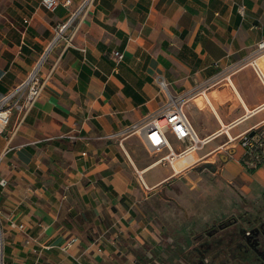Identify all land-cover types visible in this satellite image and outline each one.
<instances>
[{"label":"crops","instance_id":"crops-1","mask_svg":"<svg viewBox=\"0 0 264 264\" xmlns=\"http://www.w3.org/2000/svg\"><path fill=\"white\" fill-rule=\"evenodd\" d=\"M262 37L264 0H59L53 9L42 0H0V96L38 61L44 84L0 134L3 264H169L170 256L185 264L172 252L184 248L160 241L158 227L136 215L137 170L151 188L150 206L164 179L201 171L238 201L264 191V162L247 169L241 146L228 141L264 122L255 69L234 68L192 96L184 110L203 144L172 164L158 160L166 148L152 159L137 134H108L162 103L158 79L172 91L202 87ZM113 49L123 52L117 63ZM205 162L216 169L207 174ZM9 220L25 229H10ZM71 236L76 241L62 250Z\"/></svg>","mask_w":264,"mask_h":264},{"label":"built area","instance_id":"built-area-1","mask_svg":"<svg viewBox=\"0 0 264 264\" xmlns=\"http://www.w3.org/2000/svg\"><path fill=\"white\" fill-rule=\"evenodd\" d=\"M68 2H70V0H64L65 4ZM42 3L47 9H53L59 3V0H42ZM71 17L65 22L59 24L60 26L57 28L55 37H58L60 31L69 24ZM261 54H264V37L257 41L254 48L249 51L245 58L233 64H229L222 72L214 75L208 82L204 83L202 87H194L186 91H172L168 88L166 82L162 78L158 79L164 92V100L162 103L156 109L143 116L142 119L124 126L117 133L108 134V137L117 134H122V136L137 134L144 146L150 152H161L163 148H166L167 153L160 156L158 160L168 161L172 164L177 157L183 156L192 150L201 147L203 144V139L199 138L196 134L184 110V107L188 101L192 99V96L196 93L205 91L206 87H209L210 85L214 86V84L218 83L222 77L227 79L229 77L227 72L244 65H251L255 69L262 85H264V70L261 69L257 62ZM111 55L115 63L124 58L123 52L117 49H113ZM38 64L39 61L36 63L35 67L28 72L24 79L9 88L4 94H1L0 134L8 126L14 111H18L22 115L25 114L40 96L44 84L43 79H41L38 74ZM169 132L173 133L181 142L179 148H173L171 145L168 138ZM234 140H236L243 149L241 162L247 167V169H254L264 162V122L256 123L253 128L241 132L236 137L228 138V141ZM120 144L122 145L121 141ZM223 149L227 150L228 147L225 146ZM137 177L143 186L148 187L143 180L144 178L141 176V172L138 170ZM1 226L2 224L0 220V227ZM8 227L20 231L25 229L23 223L14 220H9ZM1 234L2 231L0 230V239H2ZM158 237H160L159 234ZM74 241H76L75 236L69 237L60 246L61 249L68 250ZM77 261L79 262V259H77ZM0 264H3L2 244H0Z\"/></svg>","mask_w":264,"mask_h":264},{"label":"rangeland","instance_id":"rangeland-1","mask_svg":"<svg viewBox=\"0 0 264 264\" xmlns=\"http://www.w3.org/2000/svg\"><path fill=\"white\" fill-rule=\"evenodd\" d=\"M257 62L261 67L262 62H264V54L260 55ZM261 69L264 70L262 67ZM213 92L219 91L215 89ZM208 95L210 96V94ZM230 96L231 94H220L216 96V99L224 101L225 98ZM171 135L168 134L169 140L175 146ZM146 152L152 159H157L160 156L158 152H150L147 149ZM189 156L184 159L189 158ZM204 170L208 174L210 169L206 168ZM198 171V169L194 170L196 173ZM201 172H199L198 177L192 176L189 178L182 175L178 178L180 179L178 183L175 181L176 179H164L163 189L153 195L150 201L153 202L154 198L155 204L153 206L148 205V201L144 199L150 194L151 188L138 185L141 195L139 201H136V206L134 205L138 217H143L141 215L144 213L143 218L153 224L152 229L158 227L157 231L161 235L160 241L164 239L163 243L171 242L173 245L176 244L184 248L186 257L184 256L183 259L186 260L183 261L185 264H193L192 261L196 260L195 255L192 256L194 252L191 251L197 242L204 237L206 229L210 226L228 216L238 214L241 210H256L260 205H264V191L255 198L245 197L238 201L229 186L224 184V186L218 187L214 178L206 175L200 176ZM229 193L231 197L228 196ZM160 199V202H166L167 206L160 207L158 204ZM222 200H226V202L222 203ZM191 209L193 211L192 215L189 213ZM0 230L2 231L0 244H2L3 226L0 227ZM185 238H188L187 241L184 240Z\"/></svg>","mask_w":264,"mask_h":264},{"label":"flooded vegetation","instance_id":"flooded-vegetation-1","mask_svg":"<svg viewBox=\"0 0 264 264\" xmlns=\"http://www.w3.org/2000/svg\"><path fill=\"white\" fill-rule=\"evenodd\" d=\"M205 232L194 247L196 264H264V205L241 210Z\"/></svg>","mask_w":264,"mask_h":264},{"label":"trees","instance_id":"trees-1","mask_svg":"<svg viewBox=\"0 0 264 264\" xmlns=\"http://www.w3.org/2000/svg\"><path fill=\"white\" fill-rule=\"evenodd\" d=\"M172 252L173 254L175 255H183L186 257V253L184 251H181L180 249H172ZM191 252H194V249L191 251ZM194 253H192V256H193ZM172 256H170V259L168 260L169 264H173L172 260H171ZM193 264H196L195 263V260L192 261Z\"/></svg>","mask_w":264,"mask_h":264},{"label":"water","instance_id":"water-1","mask_svg":"<svg viewBox=\"0 0 264 264\" xmlns=\"http://www.w3.org/2000/svg\"><path fill=\"white\" fill-rule=\"evenodd\" d=\"M219 158L222 160H226V157H224L222 155ZM204 165L206 168L210 169L211 171H214L216 169V165L213 163L210 164V162H205ZM200 261L203 262V259H200Z\"/></svg>","mask_w":264,"mask_h":264}]
</instances>
